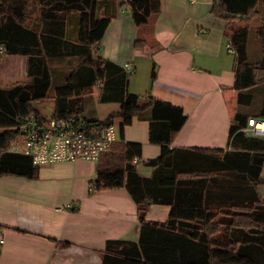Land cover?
<instances>
[{
  "label": "trees",
  "instance_id": "trees-1",
  "mask_svg": "<svg viewBox=\"0 0 264 264\" xmlns=\"http://www.w3.org/2000/svg\"><path fill=\"white\" fill-rule=\"evenodd\" d=\"M103 1L107 0H0V60L3 55L27 57V81L0 87V177L38 178L39 169L29 157L10 151L22 143L21 120L30 116L44 120L34 107L37 102L54 100L51 118L80 117L87 127H105L120 119L121 134L134 118L149 113L150 140L163 149L160 158L147 162L153 168L150 178L139 176L132 165L141 156L139 144L116 141L98 160L90 190L125 189L136 205L140 225L137 242L106 243L102 264H264V200L256 192V186L264 184V138L243 133L249 118L237 113L230 128L231 150L222 160L198 161L211 165L212 171L174 166L164 153L186 117L178 107L129 94V73L94 54L92 47L100 43L111 21L98 13ZM256 5L257 0H213L210 10L226 23V36L235 52L237 103L243 106L253 100L243 92L264 81V66L247 62L249 23L258 16ZM123 6L138 27L159 12L160 2L127 0ZM256 33L264 46V27ZM56 59L75 63L60 83L54 81L50 64ZM155 76L153 67L151 78ZM97 85L100 103L119 104L118 111L104 121L81 117L83 100ZM256 117L264 121V103ZM155 124L165 127L164 140L154 139ZM215 170L227 172L225 186L216 185L218 189L212 183L223 180L211 175ZM208 181L212 183L205 189ZM189 193L193 197L187 198ZM152 205L169 208L164 223L146 221Z\"/></svg>",
  "mask_w": 264,
  "mask_h": 264
},
{
  "label": "crops",
  "instance_id": "crops-1",
  "mask_svg": "<svg viewBox=\"0 0 264 264\" xmlns=\"http://www.w3.org/2000/svg\"><path fill=\"white\" fill-rule=\"evenodd\" d=\"M127 0L100 2V16L111 17L102 40L93 46L97 56L124 68L129 73L127 92L142 99L152 98L178 107L186 120L164 153L177 168L210 171L208 163L230 151L229 136L234 116L246 115L248 106L239 105L235 87V55L228 52L227 26L211 15L213 0H159V12L146 25L136 27ZM257 26H250L247 38V62L264 66V46L256 31L264 27V0H257ZM259 20V21H257ZM153 67L156 76L151 78ZM54 78V76H53ZM58 82H62V77ZM27 81V57L3 55L0 60V87L8 89ZM94 103L99 102L100 85ZM243 93L252 95L256 116L264 103V81ZM87 96L86 98H88ZM51 100V99H49ZM44 101V100H43ZM43 101L34 104L43 119ZM88 101V100H87ZM83 102L81 117L98 120ZM100 103V102H99ZM111 113L119 109L117 103ZM246 113V114H245ZM106 116V117H107ZM248 118H255L249 117ZM150 114L134 118L119 131L120 119H114L117 141L141 146V156L132 161L139 176L150 178L149 160L163 155L159 143L150 140ZM154 139H165L166 129L155 124ZM21 144V143H20ZM13 147L10 151H13ZM222 151L213 154L212 151ZM98 162L76 161L38 166L37 179L17 176L0 177V264H102L109 241L137 242L140 225L136 205L123 188L91 191L96 181ZM212 171V170H211ZM223 181L226 171L212 172ZM217 173V174H216ZM261 177H264L262 166ZM210 184V185H209ZM264 200V184L256 186ZM225 193V192H224ZM221 197L226 196V194ZM212 198L217 195L213 194ZM219 196V195H218ZM187 198L193 197L187 194ZM224 201V199H223ZM169 215L166 206H150L146 221L164 223Z\"/></svg>",
  "mask_w": 264,
  "mask_h": 264
},
{
  "label": "built area",
  "instance_id": "built-area-1",
  "mask_svg": "<svg viewBox=\"0 0 264 264\" xmlns=\"http://www.w3.org/2000/svg\"><path fill=\"white\" fill-rule=\"evenodd\" d=\"M228 52L235 54L228 45ZM3 48L0 46V53ZM264 121L249 118L242 130L248 136L264 138ZM23 140L14 145L13 152L29 157L36 167L76 161L98 162L117 141L114 125L87 127L80 117L70 119H44L34 116L21 120ZM3 239L0 233V245Z\"/></svg>",
  "mask_w": 264,
  "mask_h": 264
},
{
  "label": "rangeland",
  "instance_id": "rangeland-1",
  "mask_svg": "<svg viewBox=\"0 0 264 264\" xmlns=\"http://www.w3.org/2000/svg\"><path fill=\"white\" fill-rule=\"evenodd\" d=\"M254 20V21H253ZM251 20L253 22H255V18ZM259 21V20H257ZM250 26H257L259 25V23H249ZM50 64L52 66V69H53V76L54 78H56V80H59L60 77L62 76V79H64V76H66V73L68 74L72 68L74 67L75 63L72 61V60H66V59H56V60H53V61H50ZM54 80L55 82H58ZM54 82V84H55ZM256 85H253L252 87L254 88ZM250 87V88H252ZM98 94V90L95 89L92 91V94L89 95L88 98H84V100L86 99L88 105H89V108H91L93 110V113H94V116H96L98 118V120H103L104 118L106 119V116L109 112H111V110H113L115 108L114 105L112 104H102V103H99V102H93L94 101V97L95 95ZM83 100V102H84ZM44 105L43 106V110H44V113H45V116H50V113L52 111V108H53V101L52 100H44L43 101ZM254 106V105H253ZM253 106H248L246 107L247 110H249V112L246 114V115H249V117H256V115L254 114L255 112L253 111ZM254 112V113H253ZM104 119V120H105Z\"/></svg>",
  "mask_w": 264,
  "mask_h": 264
},
{
  "label": "bare ground",
  "instance_id": "bare-ground-1",
  "mask_svg": "<svg viewBox=\"0 0 264 264\" xmlns=\"http://www.w3.org/2000/svg\"><path fill=\"white\" fill-rule=\"evenodd\" d=\"M261 127H264V126H261Z\"/></svg>",
  "mask_w": 264,
  "mask_h": 264
}]
</instances>
